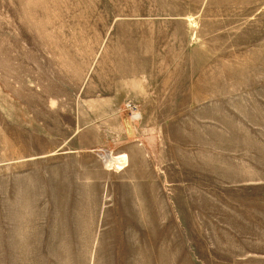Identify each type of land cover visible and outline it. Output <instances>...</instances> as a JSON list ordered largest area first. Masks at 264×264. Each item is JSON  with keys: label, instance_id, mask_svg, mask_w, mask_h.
I'll use <instances>...</instances> for the list:
<instances>
[{"label": "rangeland", "instance_id": "374dc122", "mask_svg": "<svg viewBox=\"0 0 264 264\" xmlns=\"http://www.w3.org/2000/svg\"><path fill=\"white\" fill-rule=\"evenodd\" d=\"M0 264H264V0H0Z\"/></svg>", "mask_w": 264, "mask_h": 264}, {"label": "bare ground", "instance_id": "6f19581e", "mask_svg": "<svg viewBox=\"0 0 264 264\" xmlns=\"http://www.w3.org/2000/svg\"><path fill=\"white\" fill-rule=\"evenodd\" d=\"M109 160V159H108ZM105 161H106V158H105ZM121 162H122V164L125 162V158L123 157L121 160H120ZM117 162H119V161H117ZM119 165V164H118ZM121 167V166H120ZM117 168H119V167H117Z\"/></svg>", "mask_w": 264, "mask_h": 264}]
</instances>
